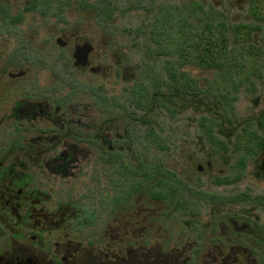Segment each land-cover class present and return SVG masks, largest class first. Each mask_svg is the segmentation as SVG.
<instances>
[{
    "label": "rangeland",
    "instance_id": "obj_1",
    "mask_svg": "<svg viewBox=\"0 0 264 264\" xmlns=\"http://www.w3.org/2000/svg\"><path fill=\"white\" fill-rule=\"evenodd\" d=\"M207 36L225 43L217 64L203 69L196 44ZM83 43L93 47L89 64L76 67L74 47ZM152 62L209 97L144 113L129 91L149 86ZM88 87L101 88L106 102ZM206 110L220 126L214 143L199 127L213 117ZM78 131L132 165L173 173L187 198L196 194L187 202L197 218L244 222L264 249V0H0V139L10 153L19 139L46 196L67 194L94 210L130 181L66 137ZM242 194L250 200H227Z\"/></svg>",
    "mask_w": 264,
    "mask_h": 264
},
{
    "label": "flooded vegetation",
    "instance_id": "obj_2",
    "mask_svg": "<svg viewBox=\"0 0 264 264\" xmlns=\"http://www.w3.org/2000/svg\"><path fill=\"white\" fill-rule=\"evenodd\" d=\"M17 142L10 153L0 139V264H264L255 229L230 217L197 218L187 202L197 196L187 198L180 184L175 201L152 198L148 180L129 171L130 183L94 210L67 194L46 196Z\"/></svg>",
    "mask_w": 264,
    "mask_h": 264
},
{
    "label": "trees",
    "instance_id": "obj_3",
    "mask_svg": "<svg viewBox=\"0 0 264 264\" xmlns=\"http://www.w3.org/2000/svg\"><path fill=\"white\" fill-rule=\"evenodd\" d=\"M222 43H225V39L221 38L220 43H216L215 40L207 36L204 38L203 45L196 44L200 47V52L197 55V65L203 69H209V66L216 65V58L220 55L223 50L224 46ZM153 63V62H152ZM156 63V62H155ZM145 67L148 68L147 74H151L148 77L149 86H145L143 83L136 84L130 89L129 95L131 96L132 102L134 104L139 105L141 110L145 113L149 111V114L163 109L168 108L171 105L172 101L176 98H180L183 101H188L191 98H197L202 100L203 97H209L208 91H203L202 89L197 86L193 80H189L185 78L182 74L181 77L175 76L170 71L166 70L167 76L164 77V70L163 68L158 65L157 63L152 66L149 64H145ZM93 93H96L97 98H100V102L102 101L105 103L106 101L99 96V92L101 88H94L88 87ZM221 99L226 100V97L221 96ZM220 102V101H218ZM208 106H209V99H208ZM207 115L211 110H206ZM224 116L227 118L229 115L228 111L223 109L222 110ZM128 115H135V112L127 113ZM213 115L212 118L209 116H204L200 118L199 127L204 133V137L208 142H213L216 138L215 130L216 128L220 127L218 124V118L216 114L211 113ZM221 119V117L219 118ZM228 119V118H227ZM216 120V121H215ZM130 123V119L126 120ZM131 124V123H130ZM66 137L71 138L76 142H82L94 149L100 155V160L107 164L108 166H115L118 165L122 168L121 173L126 174L127 172H132L140 174L143 179H147L149 182V195L152 198L157 199H165L167 196L171 197V201H175L174 193L176 184L174 182H169L173 176L172 173L168 172V170L164 168H147L143 166L141 163L132 166L131 159L122 155V153L116 151L107 150L103 145H98L95 139L86 137L81 135L78 131V134L74 135H66ZM214 143V142H213ZM259 148L264 150V140L261 144H259ZM99 150V151H98ZM213 183L216 185L219 184H230L231 180L224 179V178H214ZM140 186L142 183L139 184ZM132 187H135L136 184H131ZM159 188L158 190L154 189V187ZM166 189V191L164 190ZM136 190L134 188L130 191H126V194H134ZM213 202L217 201L216 197H212ZM229 202H236V201H244L250 200L247 195H237L234 197H230Z\"/></svg>",
    "mask_w": 264,
    "mask_h": 264
},
{
    "label": "water",
    "instance_id": "obj_4",
    "mask_svg": "<svg viewBox=\"0 0 264 264\" xmlns=\"http://www.w3.org/2000/svg\"><path fill=\"white\" fill-rule=\"evenodd\" d=\"M56 43L63 47L65 46V42L62 41L61 38L56 40ZM93 47L89 43H83L82 45H76L74 47V52L72 54L73 57V64L76 67H86L89 64L88 56L92 52Z\"/></svg>",
    "mask_w": 264,
    "mask_h": 264
}]
</instances>
